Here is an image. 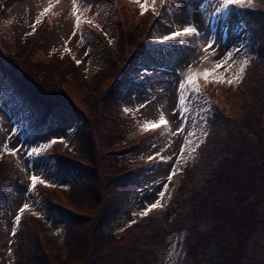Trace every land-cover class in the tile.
<instances>
[{
    "label": "rangeland",
    "instance_id": "1",
    "mask_svg": "<svg viewBox=\"0 0 264 264\" xmlns=\"http://www.w3.org/2000/svg\"><path fill=\"white\" fill-rule=\"evenodd\" d=\"M49 2L50 0H6L0 4V13H2L0 14V61L6 66L5 68L0 63V70L4 69L6 74L0 72V148H3L6 141L10 148L15 146V140L9 141L8 139V133L12 128L18 130L20 140H26L29 144L36 146H40L41 142L51 141V137L68 139L67 129L72 128L75 131L69 141L70 146L74 151L79 149L81 156L78 158L67 154L77 162L74 168L77 169V172L76 174H66L63 173L65 170L61 169L64 166L62 150L52 146L44 150L41 157L37 158L41 172L36 174L43 173L42 178L54 186L45 187L38 184L28 197L25 196V190L29 185V176L33 172L27 164L26 153L22 151L17 156L6 154L0 156V171H2L0 174V264H13L11 260H6V255L15 256V249L25 230L30 227L28 223L31 220H39L45 227L47 235L41 231L39 225L28 230L34 233L40 244V252L47 255L45 264H80V261L75 262L77 258L76 254L72 253L73 248L69 249V245L66 247L68 226L73 227L74 224L81 223L82 229L86 230L99 201L91 191L80 189L77 192V186L74 183H84L90 179L93 182L103 180L105 181L103 190L106 197L110 199L114 196L111 189H117V184L124 175L123 168L134 160L143 159L142 163H147L145 169L134 173L137 176L134 180L135 184H130L122 197L123 202L122 205L120 204L119 213L104 228V231L110 232L114 236L122 232L127 235L138 227V221H144L149 215L158 212L164 217L167 208L175 204L179 195L183 194L188 186L196 181L198 152L195 153L194 159H189L187 163L179 166L181 173L169 183L168 192L171 197L169 199V196L165 195L163 209L154 210L145 218L134 214L142 211L146 203L154 202L156 193L161 190L162 184L168 183L166 177L175 163L176 156L180 153V147L184 143L187 132L196 133V136L192 137L194 140L203 139L200 135L203 124L202 109L210 107L214 112L219 111L220 116L226 119L238 118L239 110L243 111L242 108L247 105L246 97L243 95L244 90L250 87L257 68L263 64L253 66L256 44L255 38L248 31L249 47L246 55L251 56L252 60L245 70L243 82L240 83L242 88L240 85L235 88L211 84L204 86L201 81L202 96L209 93V95H205L209 103L206 104L203 99L189 93L185 101L187 115L182 121L178 119L179 111L173 115V111L178 108V91L172 81L182 79L187 73L188 65H191L194 71L211 68V62L218 60L223 53L209 57L201 64L200 58L204 53L199 50L189 57V49H182L180 46L172 48L167 46L157 53L152 50L139 49L140 60L130 66L129 78L117 79L116 86L120 88V92H116L109 99L112 92H109L108 87L111 80L116 79V70L113 71L114 61L120 60L122 56L120 55L122 35L125 42L123 48H130L136 41L135 36L140 34L141 26L151 14L150 10L138 18L134 12L136 4L131 3L130 0H94V3L93 0H88V3L77 0L81 11L88 7L89 3H93L91 10L84 14L83 19H93L94 23L100 26L102 32L111 38L112 42L117 38L118 42L115 46L108 48V52L112 55V59L108 63L104 52L100 51L99 37L93 31L95 27L82 24L77 35L72 36L74 25V18L71 15L72 0H58V2L52 0L51 11L57 13L58 16L49 13L46 16V22L51 27L53 23H56L57 27L54 29L57 30L49 33L48 38L43 41L44 45L41 44V39L46 30H39L43 20L37 26L34 34L26 35L31 32V25L38 13L48 6ZM158 2L159 0H157ZM190 3L195 8L200 0H190ZM114 6L119 7L117 11L119 25H117L116 17L109 14ZM251 7H258L260 11L264 10V0H253ZM165 9L168 12L165 13L164 18L154 22L153 34L155 36L181 28L185 23L183 17L177 14L174 0H166L164 8H161L160 11L164 12ZM10 14L14 16L15 22ZM246 14L251 16L248 11ZM188 15L189 10L186 9L183 16ZM237 19V16H232L227 21L225 40L229 46L233 42L245 38L244 32H241L240 36L235 35V32L240 31L236 28ZM244 19L248 22L247 18L244 17ZM196 21L203 31L205 26L199 15L196 16ZM149 27L151 26L149 25ZM10 28L13 33H10ZM14 28H16L17 37L12 41ZM70 37L71 39H69ZM81 38L86 41L83 45ZM185 39L194 40L192 38ZM65 42H68L67 47L70 49V53H64ZM51 48L56 49L51 53L52 55H49L47 53L51 52ZM86 48L89 49L88 56L84 55ZM242 58L236 56L233 59ZM76 60L82 61L78 65L81 68L79 72L74 63ZM144 67L149 71L146 78L143 73ZM253 68L256 69L252 71ZM17 77L26 82L28 87L35 89L41 98L49 102L51 107L49 113L54 108V115L49 117L54 125L46 134L37 135L38 125L46 118L38 117L30 101L24 98L12 81L10 85L4 82L10 78L16 80ZM114 99L119 101L118 104ZM120 104L121 110L129 108L133 112V116L125 118L115 115V113L112 114L113 106ZM142 104L146 107H140ZM74 112L79 115L77 121ZM161 115L169 122L168 127L161 126L154 134L148 135L136 144L134 148L117 152L139 141L140 126L145 121L158 120ZM37 120L40 123H37ZM182 122L185 124L184 133L174 135ZM229 127V122L222 121L219 134L225 135ZM204 130L208 131L207 128ZM83 136L85 139L81 138ZM86 139L89 147L87 153L92 156V159L85 154L83 149ZM116 142L122 145L115 146ZM202 146L203 144L200 145V147ZM150 148L157 149V152L165 160L168 157H172V160L167 162L160 160L159 163L155 162L157 160L149 162L148 157L157 153L150 151ZM185 155L187 156V153ZM87 171L88 173L85 174ZM6 175L10 176V180H6ZM263 192L264 190L261 195ZM24 202L29 203V210L23 213L20 224L16 226V235L11 236L15 215ZM33 212L37 215H33ZM69 212L80 213L83 219H76L75 223L69 224L67 221ZM26 213L30 214L26 215ZM171 218L177 219L174 214L171 215ZM133 220L135 223H131L129 226ZM259 220L264 222V214ZM257 224L250 228L251 236H254L255 232L262 235L261 246H263L264 223ZM183 236V231L173 230L170 221L164 222V236L158 252V264H188L181 248ZM77 240V236H74V242ZM90 241L94 243L95 247L101 244V241L93 234L90 236ZM118 241L122 242V240ZM173 244L175 247H171ZM9 251H11V255H9ZM39 261L41 262V259Z\"/></svg>",
    "mask_w": 264,
    "mask_h": 264
},
{
    "label": "trees",
    "instance_id": "2",
    "mask_svg": "<svg viewBox=\"0 0 264 264\" xmlns=\"http://www.w3.org/2000/svg\"><path fill=\"white\" fill-rule=\"evenodd\" d=\"M241 12L248 19L249 32L255 38L253 66L263 64L257 68L250 87L244 90L247 105L242 108L243 111H237L238 118L226 119L218 114L220 121L213 129L196 181L179 195L172 209L177 219L167 220L165 212L164 217H148L139 222L138 227L127 235L122 232L114 236L105 232L104 228L121 209V189H111L114 196L108 199L103 190L105 181H85L77 185V192L80 189L91 191L99 203L86 230L82 229L81 223L68 227V243L66 245L65 242V245L73 248L72 253L77 258H74L75 262L155 264L164 236V222L177 221L179 224L172 225L174 231L185 233L192 226L189 229L191 248L199 264H264L262 235L255 232L251 236L250 230L256 223H264L259 220L264 214V192L261 195L264 190V10L246 7ZM16 83L29 91L18 77ZM29 93L33 105L49 109L46 99ZM222 121L229 122L230 126L223 136L219 134ZM87 149H84L85 154H88ZM76 219H83V216L70 213L67 218L69 224L75 223ZM28 224L30 227L17 243L15 256L6 255V260H11L13 264H45L47 255L40 252L34 233L28 231L39 225L47 235L45 227L39 220H31ZM92 234L101 241L100 245L95 247L90 241ZM74 236L78 238L76 242Z\"/></svg>",
    "mask_w": 264,
    "mask_h": 264
},
{
    "label": "snow or ice",
    "instance_id": "3",
    "mask_svg": "<svg viewBox=\"0 0 264 264\" xmlns=\"http://www.w3.org/2000/svg\"><path fill=\"white\" fill-rule=\"evenodd\" d=\"M83 2L88 3V0H83ZM130 2L137 5L141 16L150 10L153 15L156 16L158 20H160L163 19L165 13L168 12L167 9H165L164 12L157 10V0H130ZM93 3H89L88 7L81 11L78 7L77 0H72L71 15L74 18L72 31L73 37L77 35V32L80 30L82 24H88L97 29L100 28L99 25L94 23L93 19H83L84 14L91 10ZM174 3L176 5L177 14L183 17L185 23L179 30H174L163 35L158 42H174L168 46L170 48L180 46L182 49H189V57L194 55L198 50L202 51L204 55L200 58L201 64L207 61L209 57H214L218 53H223V55L220 56L218 60H213L211 62V68H205L202 71H194L191 65H188L187 73L183 76V78L179 80L174 79L172 81L173 86L176 87V90L178 91V108L173 111V115H176L177 111H179L180 116L178 119L183 121L188 111L185 107V101L189 93L194 94L197 98L203 99L204 103H209L207 98L202 96L201 81L203 82L204 86L209 84L221 86L226 85L231 88H235L243 82L245 70L252 60V57L246 55L249 47L247 39V33L249 29L248 22L246 19H244L245 14H243L241 10L245 9L246 7H251L253 5V0H200V3L197 4L195 8L192 7L190 0H174ZM159 4L163 9L166 4V0H159ZM52 8L53 3L52 0H50L48 6L38 13L35 21L31 25V32L26 33V35H32L35 33L37 26L42 22L43 18L52 10ZM186 9L189 10V15L183 16V12ZM197 15L200 16L201 21L204 23L205 27L203 31L199 28V25L196 21ZM232 16L238 17L236 28L240 31L235 32V35L240 36V33L244 32L245 38H241L229 46L225 40V35L228 28L227 21ZM193 37L196 39L191 41L184 39ZM69 39H71V37ZM175 42H179V44L177 45ZM67 43L68 42H65L64 53H70ZM85 43L86 41L81 38V44L83 45ZM109 43H111V40H109ZM193 45H195V47H193ZM84 55H89L88 48L85 49ZM236 56L243 58L239 60L233 59ZM75 62L77 65H79L82 61L76 60ZM144 73L146 74L147 70H144ZM140 107H146V105L142 104ZM125 111H127V109ZM215 118L216 116L212 108L207 107L202 109L203 124L201 125L202 130L200 135L203 137V139H198V141L194 140L192 137H195L196 133L192 131L187 132L184 138V143L180 147V153L178 156H176L175 163L171 167V170L166 177L168 183L162 184L161 190L156 193V199L154 202L151 204L146 203L143 210L134 215H139L141 218H143L154 210L163 209L165 206V195L167 194L169 199L171 197V194L168 192L169 183H171L175 176L181 173V167L179 166L187 163L189 159L195 158V153L199 149L200 145L204 142V139H206L208 136V131L204 129L210 127L209 121H213ZM161 126H169V122L163 115H161L156 121H145L141 126V131L148 132L149 130L158 129ZM74 131L75 130L72 128L67 129L66 135L68 136V139H65L64 137H58L52 139L49 142H41L40 146L29 144L26 140H20V133L15 128H12L9 131L8 139L9 141L14 139L15 146L10 148L9 143L6 141L3 145V148H0V156L5 154L9 156H17V154L22 151L26 153L27 164L29 169H31L33 172V174L29 176V185L25 190L26 197H28L34 191L38 184L45 187L54 186L42 178L43 173L36 174L41 172L40 163L37 158L41 157V154L44 150L57 143L63 144L66 148L72 150L69 141ZM184 131L185 124L182 122L174 135H179L184 133ZM185 153H187V156ZM158 158L164 162L172 160V157H168L167 160H165V158L162 157L159 152H157L152 156H149L148 161L151 162L153 160H157ZM29 207L30 205L28 202H24L22 206L19 207L13 221L14 226L10 233L11 236L16 235V226L20 224L23 213L28 211ZM33 215H37V213L33 212ZM131 223H135V220L130 222L129 226H131ZM171 247H175V244L171 245ZM9 255H11V251H9Z\"/></svg>",
    "mask_w": 264,
    "mask_h": 264
}]
</instances>
